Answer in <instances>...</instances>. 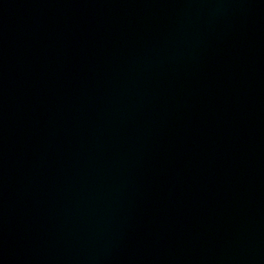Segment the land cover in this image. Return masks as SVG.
<instances>
[{"label":"water","instance_id":"1","mask_svg":"<svg viewBox=\"0 0 264 264\" xmlns=\"http://www.w3.org/2000/svg\"><path fill=\"white\" fill-rule=\"evenodd\" d=\"M0 264H264V0H0Z\"/></svg>","mask_w":264,"mask_h":264}]
</instances>
